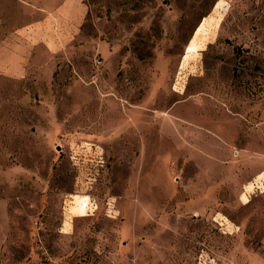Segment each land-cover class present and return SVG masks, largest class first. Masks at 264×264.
<instances>
[{
    "label": "rangeland",
    "instance_id": "rangeland-1",
    "mask_svg": "<svg viewBox=\"0 0 264 264\" xmlns=\"http://www.w3.org/2000/svg\"><path fill=\"white\" fill-rule=\"evenodd\" d=\"M0 264H264V0H0Z\"/></svg>",
    "mask_w": 264,
    "mask_h": 264
},
{
    "label": "bare ground",
    "instance_id": "bare-ground-1",
    "mask_svg": "<svg viewBox=\"0 0 264 264\" xmlns=\"http://www.w3.org/2000/svg\"><path fill=\"white\" fill-rule=\"evenodd\" d=\"M220 7L223 6L222 2L219 3ZM219 19L216 17H211L210 19L204 20L199 27H197L195 31V37L191 40V42L187 46V51L197 52L198 49L202 46V44L211 38L215 25ZM89 198L86 196L85 198L80 200L79 209L85 210L89 204Z\"/></svg>",
    "mask_w": 264,
    "mask_h": 264
}]
</instances>
